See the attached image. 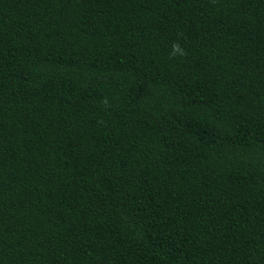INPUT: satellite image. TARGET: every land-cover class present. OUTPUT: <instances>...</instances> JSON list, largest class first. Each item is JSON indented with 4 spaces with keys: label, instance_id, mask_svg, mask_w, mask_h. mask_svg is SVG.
Returning <instances> with one entry per match:
<instances>
[{
    "label": "trees",
    "instance_id": "1",
    "mask_svg": "<svg viewBox=\"0 0 264 264\" xmlns=\"http://www.w3.org/2000/svg\"><path fill=\"white\" fill-rule=\"evenodd\" d=\"M0 264H264V0H0Z\"/></svg>",
    "mask_w": 264,
    "mask_h": 264
},
{
    "label": "clouds",
    "instance_id": "2",
    "mask_svg": "<svg viewBox=\"0 0 264 264\" xmlns=\"http://www.w3.org/2000/svg\"><path fill=\"white\" fill-rule=\"evenodd\" d=\"M186 54L185 50L178 43L172 45V52L170 53L172 57H175L176 55L185 56Z\"/></svg>",
    "mask_w": 264,
    "mask_h": 264
}]
</instances>
